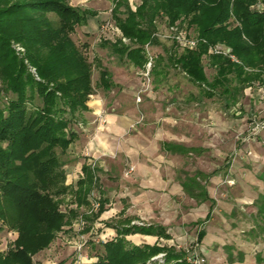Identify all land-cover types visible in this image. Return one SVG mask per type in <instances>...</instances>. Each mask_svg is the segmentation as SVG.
<instances>
[{"label": "trees", "instance_id": "1", "mask_svg": "<svg viewBox=\"0 0 264 264\" xmlns=\"http://www.w3.org/2000/svg\"><path fill=\"white\" fill-rule=\"evenodd\" d=\"M257 2L141 0L134 10L129 0H114L112 22L120 35L112 31L101 34V25L99 37L120 60L141 70L152 56V78H160L171 65L202 88L205 97H218L230 108L241 100L248 85L264 83L261 73L248 70L264 66V7L252 8ZM97 14L94 9L72 5L70 0H0V232L6 226L18 231L13 246L0 252V264H37L33 255L50 246L59 232L71 228L80 217L85 220L82 232H89L106 210L107 199L102 197L96 213L80 210L91 207L89 197L98 187L91 167L83 165V176L74 185L66 183L65 169V157L79 134L76 127L83 122L90 95L95 92L94 69L99 68L97 85L107 90L114 85L101 60L88 58L85 47L90 40L80 44L74 37L78 28ZM176 24L199 39L197 47H182L171 39L174 46L163 45L160 54L152 52L150 48L162 45L156 35L161 27ZM122 36L130 42L125 43ZM11 40L25 46L38 79L16 54ZM216 43L231 47L240 62L210 53V46ZM206 66L213 69L212 77ZM260 175L264 180V171ZM67 195L76 207L64 211L61 204ZM191 195L207 197L193 189ZM250 205L255 210L242 213L253 223L244 233L246 240L259 242L264 239V191ZM237 213L235 208L230 217ZM108 224L117 234L100 239L99 244L91 234L88 241L96 260L90 264H192L185 248L135 244L127 238L135 233L171 238L162 225L132 223L130 218ZM206 234L204 229L198 232V244ZM223 248L230 264L245 262L244 250L232 244ZM161 252L166 254L164 262L152 259ZM254 259L264 264L263 252H256Z\"/></svg>", "mask_w": 264, "mask_h": 264}, {"label": "crops", "instance_id": "2", "mask_svg": "<svg viewBox=\"0 0 264 264\" xmlns=\"http://www.w3.org/2000/svg\"><path fill=\"white\" fill-rule=\"evenodd\" d=\"M88 1L93 0H70V3L97 11L95 30H82L84 39L88 38L94 44L102 22L112 21V13L85 6ZM102 14L106 16L100 19ZM98 48L101 52L97 51L95 56L109 70L114 85L109 90L97 85V92L88 101L89 110L84 112L82 127L68 150L65 164L67 184L74 185L83 176L84 164L93 170L98 187L89 197L90 209L95 202L100 206L101 197L107 199L106 210L97 218L100 222H94L92 230L82 232V235L90 237L96 233L98 241L115 236L116 229L108 224L116 217L114 208L110 207L113 204L120 211L117 218H130L132 223L141 220L139 223L144 225H162L171 234V238L142 233L127 235L135 244L158 243L181 248L174 241L176 237L186 238L184 228L191 225L198 227L191 243L203 246L209 234L205 224L214 219L216 210L226 212L229 217L235 208L242 210L264 191V180L260 175L264 169L256 175L249 164L239 158L228 157L234 152V145H238L235 130L239 127L234 120H239L240 115L247 111L242 100L251 97L252 107L247 113H254V95L260 94V99L264 97V83L254 81L245 88L236 105L230 108L223 106L218 110L214 106L196 104L179 107L175 101L180 94V78H152L151 89L143 94L139 103L136 97L142 80L125 72L126 67H136L120 60L109 46L101 43ZM256 106L264 113L261 100ZM225 113L231 115L232 120ZM99 114H103V121ZM252 115L249 125L257 120ZM259 134L264 136V128ZM256 138L251 133L237 138L241 140L239 151L251 148L253 143L261 145ZM258 159L259 165L264 167V149ZM127 160L135 167L129 177H125L123 172ZM192 189L207 196L206 199L193 197ZM114 199H118L117 202ZM211 208L212 215L207 218ZM144 217L146 221H143ZM80 218L77 220L83 221L84 226L85 220ZM201 229L207 234L198 244L197 236Z\"/></svg>", "mask_w": 264, "mask_h": 264}, {"label": "rangeland", "instance_id": "3", "mask_svg": "<svg viewBox=\"0 0 264 264\" xmlns=\"http://www.w3.org/2000/svg\"><path fill=\"white\" fill-rule=\"evenodd\" d=\"M132 8L135 10L137 5L141 2V0H129ZM85 6L88 7H97L98 9H104L108 12H113L112 9L114 7V0H101L99 2L98 0L88 1ZM106 14H102L100 16L101 18H104ZM97 20L95 16L90 17L87 24L82 25L78 28L76 33L74 34L75 39L80 43L84 44V42L90 40L88 38L84 39L82 30H87L93 32L97 26ZM160 40L162 45H156L151 49L152 52L160 54L163 53V45L170 48L171 46H174L172 40L168 37V27H161L160 31ZM99 36V35H98ZM97 42L94 44L87 43L88 46L85 47L86 54L88 58L93 60L94 56L97 51L101 52L98 47L99 44L102 43L100 38H97ZM11 46L15 50L16 54L24 60V63L28 67V69L32 72L35 78L38 79V73L36 71V68L28 61L27 59V52L26 48L23 44L20 42H17L15 40H11ZM111 57V54H110ZM109 57V58H110ZM108 61V60H107ZM111 62H114L113 59H110ZM112 64V63H111ZM165 72H163L162 76L160 78H180L179 81V90L180 92L179 97L175 101V104L179 107H189L193 104L200 105L203 107H211L214 106L215 108H218V110H222L221 107L224 106L222 100H220L218 97L215 98H207L203 95V90L199 86H197L194 83H191L188 78L185 76V73L182 72L180 69L172 67L171 65H168L165 67ZM249 71L253 72H259L262 74V77L264 78V66L260 68H249ZM206 71L210 77L213 75V69L206 66ZM125 72L128 75L134 76V78H140L142 80L140 84V88L137 91V97L136 100L141 103L143 94L146 91H149L151 89L152 85V76L150 78V81L146 80L144 77V70H141L140 68H125ZM169 76V77H168ZM99 82V68L96 67L94 69V76H93V83L95 86V93L97 92L96 87ZM173 91V90H172ZM94 94V93H93ZM114 95V94H112ZM138 96H141V100H138ZM193 96V98H192ZM111 97V96H110ZM256 97V98H255ZM113 98V96L111 97ZM249 100L251 97H248ZM254 98L256 99L255 102L257 104L260 103V100L263 102L264 106V97L260 99V94L254 95ZM259 98V99H258ZM248 99H243L242 105L245 106V109L247 111L240 115L239 120H234L236 122V125L239 127L238 130H235L236 134V144L238 142V145H234V152L228 156L230 159L239 158L241 162L249 164L251 166L252 172L256 175L262 172L264 167L259 163L258 155L263 153L264 149V136H261L259 134V131L263 128H256V121L264 123V113L261 112L262 109L257 108L256 103L252 102L254 113L249 114L247 113L249 108L252 107L250 105V101ZM191 103V104H190ZM110 106V105H108ZM241 106V105H240ZM226 114V113H225ZM256 114V116H255ZM251 115L253 118H256L257 120L254 122V124L249 123L252 121L250 120ZM227 118H231V115L226 114ZM243 117V119H241ZM84 121V120H83ZM103 121V120H102ZM247 126V127H246ZM249 126V128H248ZM255 127V128H254ZM80 131V125H77L76 127ZM248 128V129H247ZM255 132V133H254ZM251 133V136H256L257 140L260 141L261 145H257L256 143L252 144V147L249 149H246L245 151L242 150L241 152L239 150V142L241 140L237 139L240 138L242 135H247ZM254 133V134H253ZM238 140V141H237ZM115 157V156H114ZM66 158V157H65ZM130 166H134L132 162L129 160L124 162V176L129 177L132 175V173H128V169ZM227 170L229 167L226 168ZM233 184V183H228ZM118 199H114V202H117ZM128 205V204H127ZM70 207H76V204L72 203V196L67 195L61 204V209L66 211ZM100 207V206H99ZM96 207L86 208L82 207L80 210L82 212H88L89 214H94L99 209ZM110 207L114 208L115 216L114 221L120 220L118 217V214L120 211L115 207V205H111ZM109 207V208H110ZM255 208L251 206L250 204L244 205L242 210L238 209V215L237 217H231L229 218L226 212H218L217 210L214 212L213 217L214 219L207 222L205 224V228H207L209 234L207 235V238L203 244V246H198L196 243H191V240H194L193 237H195V234L197 233L198 227L187 225L184 228L183 235L186 236V238L182 239L176 237L175 243L176 245H180L182 248L187 249H193L196 251L199 256H201L204 261L203 264H230L228 262L227 252L225 249H223V245L225 244H232L236 246L237 249H242L246 253V259L245 262L239 263L236 262L234 264H257L254 259V254L258 251H262L264 254V239H262L259 242L255 241H248L246 240L245 231L248 230L252 226V219L248 216H246L242 212H251L254 211ZM93 211V212H92ZM118 213V214H117ZM129 213V212H128ZM121 214V213H120ZM218 214V216H216ZM105 215L103 214V217ZM120 216V215H119ZM143 221H146V218L144 217ZM95 222H100L96 221ZM139 222H142L141 220H136L135 223L141 224ZM0 225H3V221L0 219ZM82 224L78 220H75L73 222L72 228H65L61 232L58 233L56 238L53 240V242L50 244V246L42 249L41 251L37 252L33 255V260L37 264H59L60 262H65V264H90L96 260V257L93 255V249L92 245L90 243L89 237L86 235H82ZM97 230V229H96ZM95 230V231H96ZM187 231V234H186ZM94 236H97L96 233ZM180 236V235H179ZM18 237V231L9 229L7 226L4 227V229L0 232V252L4 253L6 252L11 246H13L14 240ZM95 242L98 243L99 241L97 238L95 239ZM162 243H165V241H162ZM99 244V243H98ZM202 248V249H201ZM237 251V250H236ZM165 253L161 252L160 254L156 255L152 259L154 260H160L161 262H164L165 259ZM163 264V263H162Z\"/></svg>", "mask_w": 264, "mask_h": 264}, {"label": "built area", "instance_id": "4", "mask_svg": "<svg viewBox=\"0 0 264 264\" xmlns=\"http://www.w3.org/2000/svg\"><path fill=\"white\" fill-rule=\"evenodd\" d=\"M263 7H264V1L263 0H258V2L256 4L252 5V8H254V9H262ZM101 28H102V31H105V32L106 31H112V32L120 35L119 28L116 25H114V23L110 20L103 23ZM160 33L161 32H157L156 35L160 37ZM168 33H169L168 37L172 40L177 41L179 43V45L182 47H189V48L193 49V48L197 47V45L199 43L198 38L189 35L187 30L184 28H181L178 24L168 27ZM122 40L125 43L130 42V39L127 38L126 36H122ZM209 52L214 53V54L227 55L233 61L240 62V60L232 52V48L227 46L224 43H216L214 45H211ZM152 66H153V59H152V56H150V59L147 62L146 68L144 69V73H143L144 77L148 81H150V78H151L150 70H151ZM257 85L260 86V83H257ZM90 97H92V94L90 95ZM138 100L139 101L141 100V96H138ZM99 118L103 120L104 119L103 114H99ZM80 127H82V124H80ZM256 128H264V123L256 121ZM93 165H95V163H93ZM133 171H134V166H130V168L128 169V173H131ZM229 182H232V181L229 180ZM94 207L98 208L99 203L95 202ZM81 224L83 225L84 222L81 221ZM187 251L189 252L188 253V261L190 263H192V264H203L204 259L201 256H199V254H197L196 251H194L193 249H190V250L187 249Z\"/></svg>", "mask_w": 264, "mask_h": 264}]
</instances>
